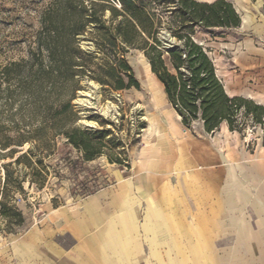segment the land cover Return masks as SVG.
Wrapping results in <instances>:
<instances>
[{
    "label": "crops",
    "instance_id": "0c3cea01",
    "mask_svg": "<svg viewBox=\"0 0 264 264\" xmlns=\"http://www.w3.org/2000/svg\"><path fill=\"white\" fill-rule=\"evenodd\" d=\"M230 1L235 31L256 38L247 53L262 57L264 110V0ZM222 83L229 97L253 98ZM199 125L202 135H186L170 158L110 169L111 186L45 206L32 227L0 239V264H264V128L249 149L225 122L212 134Z\"/></svg>",
    "mask_w": 264,
    "mask_h": 264
},
{
    "label": "trees",
    "instance_id": "16d2710c",
    "mask_svg": "<svg viewBox=\"0 0 264 264\" xmlns=\"http://www.w3.org/2000/svg\"><path fill=\"white\" fill-rule=\"evenodd\" d=\"M240 22L230 0H52L27 56L0 65V151L14 155L25 143L50 148L60 137L83 160L100 155L106 132L79 126L72 101L84 77L114 91L138 89L126 59L130 50L142 52L184 127L198 122L212 134L225 122L239 131L237 118L248 114L261 124L263 107L227 95L210 48L197 39L224 38L215 30L233 31ZM88 34L93 52L81 46ZM9 165H3L2 198L23 188Z\"/></svg>",
    "mask_w": 264,
    "mask_h": 264
},
{
    "label": "rangeland",
    "instance_id": "374dc122",
    "mask_svg": "<svg viewBox=\"0 0 264 264\" xmlns=\"http://www.w3.org/2000/svg\"><path fill=\"white\" fill-rule=\"evenodd\" d=\"M51 2L0 0V65L27 56L34 46L41 14ZM167 31L166 28L162 29L165 39ZM215 31L225 32L226 35L214 39L198 35L197 39L210 48L221 80L229 85L232 79L235 86L245 89V93L253 97L244 98L246 101L254 105L262 102L263 98H257V87L262 83L258 84L257 73L260 69L256 66L257 58L262 57L247 53V46L255 45L256 38L242 36L235 30ZM89 39L90 34L82 36L81 46L93 52L94 46ZM126 59L139 82L138 89L114 91L84 77L81 78V89L72 101L79 115V126L92 133L106 132L102 137L105 146H101L103 152L100 155L93 160H83L81 153L60 137L53 141L50 148H36L31 143H25L16 147L14 155L0 151L4 156L0 158V202L6 205H0V239L32 227L45 213V206L70 204L111 186L112 179L108 177L110 169L119 168L126 172L129 165L146 157L166 160L173 155L170 151L180 146V141L186 135H202L198 122L189 128L181 124L142 52L130 50ZM235 125L240 128L239 131L235 130L239 133L237 138L245 139L249 149L264 128L249 114L240 115ZM24 152L26 157L14 163V158ZM7 163H10L9 170L13 175L21 180L23 188L19 192H8L11 197L2 198L5 182L3 165ZM169 190L165 189L164 195H176V191ZM169 229L174 234L177 232L173 226Z\"/></svg>",
    "mask_w": 264,
    "mask_h": 264
},
{
    "label": "built area",
    "instance_id": "2783aa9c",
    "mask_svg": "<svg viewBox=\"0 0 264 264\" xmlns=\"http://www.w3.org/2000/svg\"><path fill=\"white\" fill-rule=\"evenodd\" d=\"M261 126V124H259ZM262 126L264 127V118L262 119Z\"/></svg>",
    "mask_w": 264,
    "mask_h": 264
}]
</instances>
